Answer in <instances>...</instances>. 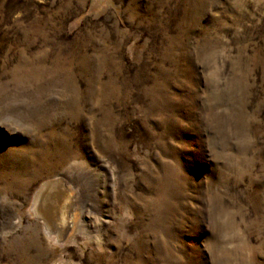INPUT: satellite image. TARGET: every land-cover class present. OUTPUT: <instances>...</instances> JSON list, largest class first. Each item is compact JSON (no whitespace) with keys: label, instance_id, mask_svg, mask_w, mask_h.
<instances>
[{"label":"rangeland","instance_id":"rangeland-1","mask_svg":"<svg viewBox=\"0 0 264 264\" xmlns=\"http://www.w3.org/2000/svg\"><path fill=\"white\" fill-rule=\"evenodd\" d=\"M0 264H264V0H0Z\"/></svg>","mask_w":264,"mask_h":264},{"label":"bare ground","instance_id":"bare-ground-1","mask_svg":"<svg viewBox=\"0 0 264 264\" xmlns=\"http://www.w3.org/2000/svg\"><path fill=\"white\" fill-rule=\"evenodd\" d=\"M46 186V185H45ZM48 186V185H47ZM42 188V187H41ZM46 188V187H45ZM44 188V189H45ZM49 188V187H48ZM47 190V189H46ZM64 191V190H63ZM48 192V191H47ZM59 192V191H58ZM60 193V192H59ZM61 194V193H60ZM59 194V195H60ZM41 195V194H40ZM63 196V195H62ZM51 197V196H50ZM41 199V198H40ZM43 200V199H42ZM41 200V201H42ZM48 200V199H47ZM75 200V199H74ZM39 201V200H38ZM38 201H35V202H38ZM53 202V201H52ZM54 203V202H53ZM53 203H52V205H53ZM59 204V203H58ZM73 204V203H72ZM35 205V204H34ZM48 206H49V204H47ZM74 206V205H73ZM34 208H36L35 206H34ZM38 208V207H37ZM33 211V210H32ZM37 211V210H36ZM45 213H46V211H45ZM47 214V213H46ZM49 215V214H48ZM73 215V214H72ZM45 216V215H44ZM39 218V217H38ZM43 220V219H42ZM49 224V223H48ZM50 225V224H49ZM69 225V224H68ZM48 226V225H47ZM46 228H48V227H46ZM52 228V227H51ZM58 228V227H57ZM69 228V227H68ZM50 229V228H49ZM57 230V229H56ZM59 233V232H58ZM57 236H59V235H57Z\"/></svg>","mask_w":264,"mask_h":264}]
</instances>
